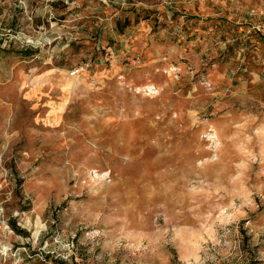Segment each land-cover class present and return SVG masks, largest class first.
Listing matches in <instances>:
<instances>
[{
	"label": "rangeland",
	"instance_id": "obj_1",
	"mask_svg": "<svg viewBox=\"0 0 264 264\" xmlns=\"http://www.w3.org/2000/svg\"><path fill=\"white\" fill-rule=\"evenodd\" d=\"M0 264H264V0H0Z\"/></svg>",
	"mask_w": 264,
	"mask_h": 264
},
{
	"label": "built area",
	"instance_id": "obj_2",
	"mask_svg": "<svg viewBox=\"0 0 264 264\" xmlns=\"http://www.w3.org/2000/svg\"><path fill=\"white\" fill-rule=\"evenodd\" d=\"M73 74H75V73H73Z\"/></svg>",
	"mask_w": 264,
	"mask_h": 264
}]
</instances>
